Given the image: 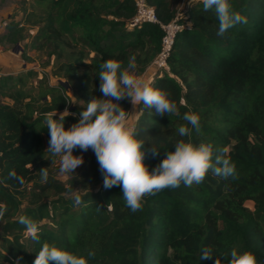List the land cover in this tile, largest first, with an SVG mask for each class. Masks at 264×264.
<instances>
[{
    "label": "trees",
    "instance_id": "obj_1",
    "mask_svg": "<svg viewBox=\"0 0 264 264\" xmlns=\"http://www.w3.org/2000/svg\"><path fill=\"white\" fill-rule=\"evenodd\" d=\"M146 1L161 22L176 16L180 28L166 58L168 70L155 71L148 81L171 93L178 114L161 116L137 105L139 135L146 148L158 149L156 156L146 153L144 163L151 171L180 139L211 141L235 162L238 178L209 172L200 184L145 196L135 213L120 186H103L94 153L75 149L83 164L66 181L56 178L51 166L57 157L46 152L47 117L67 110L65 128L77 122L85 104L102 96L100 65L116 59L141 74L159 51L163 31L153 23L129 24L134 0H33L19 20L6 22L0 42L18 43L23 24L34 26L26 47H47L50 72L64 84L32 85L31 70L0 81V95L11 101L0 98V204L7 207L0 218V264L17 258L33 264L44 241L77 254L93 250L89 264H214L215 257L200 259L204 246L213 248L221 264H229L233 248L254 251L257 264H264V0H230L247 23L222 36L215 11L205 12L200 0H191L181 15L166 0ZM119 103L128 110L129 99ZM185 112L200 115L199 134L178 135ZM42 168L48 170L46 182ZM22 214L38 223L41 243L18 222Z\"/></svg>",
    "mask_w": 264,
    "mask_h": 264
},
{
    "label": "clouds",
    "instance_id": "obj_2",
    "mask_svg": "<svg viewBox=\"0 0 264 264\" xmlns=\"http://www.w3.org/2000/svg\"><path fill=\"white\" fill-rule=\"evenodd\" d=\"M200 2L205 12L215 11L218 36L239 23H247V18L234 8L230 0ZM133 67V64L128 66L129 69ZM98 77L102 96H94L85 104L77 122L65 128V119L71 115L67 110L59 114L55 110L47 117L50 139L46 152L53 158L60 157L61 173L74 174L75 169L83 164V156L73 155L75 149L82 152L91 149L99 164L103 186L106 189L120 186L122 198L133 213L142 210L145 196H155L181 184L186 187L200 184L209 172L222 179L238 178L235 162L224 154L222 147L211 141L193 143L191 139L178 140L174 151H168L166 157L150 171L144 163L146 153L156 156L158 149L153 145L145 147V139L140 137L138 127L130 123L129 112L119 101L127 98L133 106L143 104L144 108L155 109L161 116L178 114L176 102L170 98L169 91L156 88L136 73L124 69L122 62L116 59L104 61ZM182 119L187 123L177 129L180 137H191L193 131L197 134L201 132L197 112H185ZM39 175L41 182H46L47 168H42ZM14 176V172L9 173V177ZM72 199L76 205L82 202L79 194H74ZM6 211V205L0 204V218ZM18 222L25 226L34 243H41L40 228L35 220L22 214ZM213 251L211 247H202L200 259L215 257L214 264H221V259L214 256ZM95 255L91 249L86 254H77L58 246L56 242L44 241L33 264H89ZM14 264H20V259L17 258ZM229 264H257V256L250 249L238 252L233 248Z\"/></svg>",
    "mask_w": 264,
    "mask_h": 264
},
{
    "label": "rangeland",
    "instance_id": "obj_3",
    "mask_svg": "<svg viewBox=\"0 0 264 264\" xmlns=\"http://www.w3.org/2000/svg\"><path fill=\"white\" fill-rule=\"evenodd\" d=\"M166 1L180 15L182 10H184L191 2V0H166ZM32 3L33 0H0V33H3V31H5L4 26L6 22H8L10 19L19 20L22 17V13H23L22 9L24 7L31 9ZM23 27H24L22 31L23 39L20 42L15 44L6 41L0 42V81H3L2 78L4 77H13V80L15 81L17 74L10 75L13 72L8 71V69L12 68L13 66L12 64L15 61L17 62L16 67H19V69L21 67L22 68L24 67L26 68L27 71L31 70L35 72V74H33L28 79V82L32 85H35L39 81H44L47 85H56L58 82L64 84L63 78L58 80V78L53 76L50 72L52 57L47 55V51H48L47 47H44L42 49H34V48L26 47L27 43L30 41L36 28L28 24H23ZM3 54L4 56L5 54L10 55L11 56L10 61L13 62H10L8 60V57L4 60L3 57H1V55ZM130 71L134 72V70H130ZM154 71L155 70L152 67H149L147 70L145 69L144 72L139 74V76H141L142 78L145 79L146 82H148L152 76L151 74L154 73ZM35 90H31V95L36 94ZM65 92L68 96L71 97L72 99L71 101L73 102L74 99L72 97L71 89L65 87ZM0 98L3 101L7 100L6 97H2V95H0ZM64 111L65 110L60 111L59 113ZM127 112H129L128 118L130 123L134 124L135 118L138 114L137 105L133 106V104L130 101ZM86 153H94V152L91 149H89L88 151H86ZM51 167L56 178H58L61 181H66L72 175V174L65 175L60 172V157L56 158L55 162ZM77 168L75 169V172ZM247 204L248 206H251L250 202H247Z\"/></svg>",
    "mask_w": 264,
    "mask_h": 264
},
{
    "label": "built area",
    "instance_id": "obj_4",
    "mask_svg": "<svg viewBox=\"0 0 264 264\" xmlns=\"http://www.w3.org/2000/svg\"><path fill=\"white\" fill-rule=\"evenodd\" d=\"M134 14L130 19V25H140L143 23L157 24L163 31L160 43V49L150 61L148 67H152L155 71L168 70L166 58L171 49L174 35L180 28L175 16L167 23L161 22L154 10V7L147 3L146 0H134Z\"/></svg>",
    "mask_w": 264,
    "mask_h": 264
},
{
    "label": "crops",
    "instance_id": "obj_5",
    "mask_svg": "<svg viewBox=\"0 0 264 264\" xmlns=\"http://www.w3.org/2000/svg\"><path fill=\"white\" fill-rule=\"evenodd\" d=\"M3 32H4V31H3ZM0 34H1V33H0ZM1 57H3L4 60L8 57V60L10 61V57H11V56H10V55H7V54H5V56H4V54H3V55H1ZM3 59H2V60H3ZM10 62H13V61H10ZM12 65H13L12 68L8 69V71L13 72L14 74L12 73V74H10V75H16V74L18 75V74H20V73H22L23 71L26 70V68H24V67H23V68L21 67L20 69H19V67H16L17 62H15V61L13 62ZM148 68H149V67H147L146 70H147ZM154 72H155V71H154ZM152 74H153V73H152ZM152 74H151V75H152ZM6 99H7V100L4 101V102L11 103V101H10L8 98H6Z\"/></svg>",
    "mask_w": 264,
    "mask_h": 264
}]
</instances>
